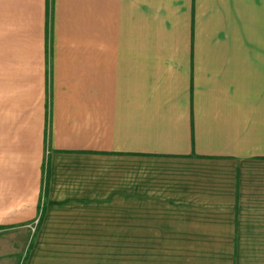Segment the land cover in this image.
Instances as JSON below:
<instances>
[{"label": "crops", "instance_id": "0c3cea01", "mask_svg": "<svg viewBox=\"0 0 264 264\" xmlns=\"http://www.w3.org/2000/svg\"><path fill=\"white\" fill-rule=\"evenodd\" d=\"M40 214L153 250L120 264H264V0H0V264Z\"/></svg>", "mask_w": 264, "mask_h": 264}, {"label": "rangeland", "instance_id": "374dc122", "mask_svg": "<svg viewBox=\"0 0 264 264\" xmlns=\"http://www.w3.org/2000/svg\"><path fill=\"white\" fill-rule=\"evenodd\" d=\"M16 93V91H15ZM14 93V94H15ZM9 90H3V113L9 112ZM6 96V98H5ZM4 156V150H3ZM46 163V162H45ZM15 170V169H14ZM11 163L3 160V177L10 176L14 171ZM16 169L15 171H17ZM40 208H45L47 203L44 196L41 197ZM42 215L37 216L34 224H20V218L18 223L13 224L15 227L13 231H8L2 235L3 244H10V242H16L23 248H3V256H15L23 258L21 264H25L27 257H42L45 263L52 264L53 259H56L58 264H83V263H94L103 264L108 262L107 260H113L114 263H121L123 258H137L139 256L151 255L153 250L134 248L129 241L128 235L133 236L130 233L124 234L122 227L118 223H108L106 220L105 224L96 226H85L76 225L72 226L74 230L72 232L54 231L53 229L58 228L57 224L62 220H69L68 217L55 216L53 217L52 226L50 230L40 234L37 233L40 226ZM75 219V218H73ZM117 221V219H114ZM24 226L26 228H24ZM68 227L65 226L63 228ZM90 230V231H82ZM37 234V235H35ZM35 235V238H32ZM126 237V242L125 238ZM137 233L135 232V238ZM123 238V241H122ZM32 239H36L35 245L33 246ZM127 247H126V246Z\"/></svg>", "mask_w": 264, "mask_h": 264}]
</instances>
